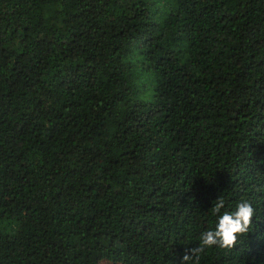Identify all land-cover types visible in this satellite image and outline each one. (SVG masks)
I'll return each instance as SVG.
<instances>
[{
  "label": "trees",
  "instance_id": "obj_1",
  "mask_svg": "<svg viewBox=\"0 0 264 264\" xmlns=\"http://www.w3.org/2000/svg\"><path fill=\"white\" fill-rule=\"evenodd\" d=\"M220 196L199 264H264V0H0V264H183Z\"/></svg>",
  "mask_w": 264,
  "mask_h": 264
},
{
  "label": "clouds",
  "instance_id": "obj_2",
  "mask_svg": "<svg viewBox=\"0 0 264 264\" xmlns=\"http://www.w3.org/2000/svg\"><path fill=\"white\" fill-rule=\"evenodd\" d=\"M211 212L217 217L214 228L202 232L198 245L186 250L183 264H199L201 254L212 247L233 248L238 236L249 232L255 209L250 201L241 200L234 210H226L225 200L220 196L213 201Z\"/></svg>",
  "mask_w": 264,
  "mask_h": 264
}]
</instances>
